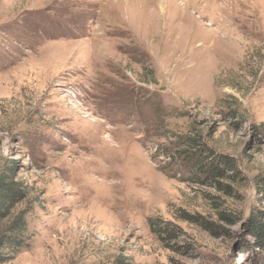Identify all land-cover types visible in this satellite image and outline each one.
<instances>
[{
	"label": "rangeland",
	"instance_id": "374dc122",
	"mask_svg": "<svg viewBox=\"0 0 264 264\" xmlns=\"http://www.w3.org/2000/svg\"><path fill=\"white\" fill-rule=\"evenodd\" d=\"M3 174V264H264V0H0Z\"/></svg>",
	"mask_w": 264,
	"mask_h": 264
},
{
	"label": "trees",
	"instance_id": "16d2710c",
	"mask_svg": "<svg viewBox=\"0 0 264 264\" xmlns=\"http://www.w3.org/2000/svg\"><path fill=\"white\" fill-rule=\"evenodd\" d=\"M182 152L185 153L184 155L188 157V160L190 159V161L195 162V166L204 175L207 174L213 177L223 175L222 170H219L217 164H215L216 160L211 153L205 155V158H202V155L199 153L188 154L185 151ZM258 184L264 191V177L260 178ZM24 195V190L20 182L10 180L6 174L0 177V264L11 261L22 250L28 249L30 246L27 235V223L22 215L6 223L18 201ZM253 229L257 237V244L264 249V223L257 221ZM117 264L125 263L118 262Z\"/></svg>",
	"mask_w": 264,
	"mask_h": 264
}]
</instances>
